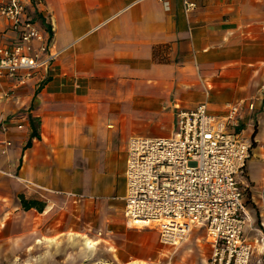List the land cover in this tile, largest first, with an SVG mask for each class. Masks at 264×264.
<instances>
[{
    "label": "crops",
    "instance_id": "1",
    "mask_svg": "<svg viewBox=\"0 0 264 264\" xmlns=\"http://www.w3.org/2000/svg\"><path fill=\"white\" fill-rule=\"evenodd\" d=\"M22 1L52 59L31 75L0 78V245L48 240L90 264H209L203 227L172 247L155 223H128V143L172 137L180 110L206 104L225 119L238 105L229 131L252 146L239 177L243 235L254 248L249 264H264L256 231L264 233V0H189L191 13L183 0ZM3 35L13 36L5 22L0 43L13 42ZM94 225L112 234L100 261L97 243L91 255L68 242L94 243Z\"/></svg>",
    "mask_w": 264,
    "mask_h": 264
},
{
    "label": "built area",
    "instance_id": "2",
    "mask_svg": "<svg viewBox=\"0 0 264 264\" xmlns=\"http://www.w3.org/2000/svg\"><path fill=\"white\" fill-rule=\"evenodd\" d=\"M183 5L186 13L196 9L189 0H183ZM3 22L13 36L2 39L14 40L0 43V78L14 79L46 68L52 56L45 35L26 16L22 0H0ZM35 43L39 49H34ZM238 111L234 105L221 119L201 104L177 113L172 137L129 141L125 215L130 225L155 223L160 242L172 247L185 243L196 227H203L212 246L209 264L250 263L254 248L243 235L247 215L239 177L252 146L229 131ZM256 231L264 240L263 231Z\"/></svg>",
    "mask_w": 264,
    "mask_h": 264
},
{
    "label": "rangeland",
    "instance_id": "3",
    "mask_svg": "<svg viewBox=\"0 0 264 264\" xmlns=\"http://www.w3.org/2000/svg\"><path fill=\"white\" fill-rule=\"evenodd\" d=\"M46 227H54L55 221L53 218L48 219ZM44 223V224H45ZM112 235L108 232V229L104 231L100 226H91L88 238H90L95 244L97 243V252L93 260H99L107 258L102 254L103 247H107V243L104 239H109ZM47 239H54L53 232H48ZM90 241L87 238H81L79 235H70L68 242L72 245L81 244L85 250L90 254L94 252L95 246L92 249L87 248L85 242ZM91 242V241H90ZM187 242V241H186ZM185 242V243H186ZM35 239H31L30 243H25L21 238H14L7 244L0 245V264H90L88 259L81 253L80 255L73 254L71 252L61 255L56 251L54 242L51 245L48 240H45L42 244L36 245ZM29 244V245H28ZM133 250H136L134 247ZM89 255V256H91Z\"/></svg>",
    "mask_w": 264,
    "mask_h": 264
},
{
    "label": "trees",
    "instance_id": "4",
    "mask_svg": "<svg viewBox=\"0 0 264 264\" xmlns=\"http://www.w3.org/2000/svg\"><path fill=\"white\" fill-rule=\"evenodd\" d=\"M31 126H32V129L34 131V137H39V135L36 133V131H37V124L33 120H31Z\"/></svg>",
    "mask_w": 264,
    "mask_h": 264
},
{
    "label": "bare ground",
    "instance_id": "5",
    "mask_svg": "<svg viewBox=\"0 0 264 264\" xmlns=\"http://www.w3.org/2000/svg\"><path fill=\"white\" fill-rule=\"evenodd\" d=\"M85 244H86L87 248H89V249H92L94 247V245H96L95 243H92L90 241H86ZM133 264H136V263H133Z\"/></svg>",
    "mask_w": 264,
    "mask_h": 264
}]
</instances>
